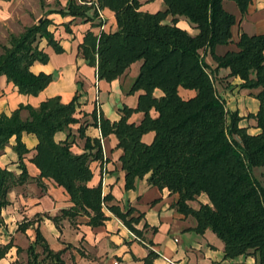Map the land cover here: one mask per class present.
<instances>
[{
  "label": "trees",
  "instance_id": "obj_1",
  "mask_svg": "<svg viewBox=\"0 0 264 264\" xmlns=\"http://www.w3.org/2000/svg\"><path fill=\"white\" fill-rule=\"evenodd\" d=\"M161 1L162 9L147 12L139 10V0H96V5L65 0L64 6L49 8L45 15L54 12L89 21L96 16L97 8L113 13V31L99 30L93 34L87 30L78 45L81 57L95 67L98 79L109 82L131 63L140 62L128 89L140 91L135 106H121L116 121L110 122L101 114L93 120L101 136L114 135L115 146L121 150L118 160L124 172L123 189H131L135 178L147 174V185L159 190L166 188L175 195L171 206L182 216L194 219L195 225L190 228L193 232L202 234L208 230L222 242L223 258L250 255L255 264H264V35L241 32L235 42L236 50L216 55L215 45L229 43L235 22L234 15L223 8V0ZM231 1L240 14L249 3ZM167 16L168 22L164 21ZM179 16L196 33L176 26ZM49 23L48 18L40 17L18 34L9 33L6 43L0 45V76L20 94L35 96L53 80L51 73H33L29 69L33 62H47V54L38 48L40 39L55 52L61 51L47 29ZM206 53L215 62L213 68L204 61ZM220 68L228 70L220 81L238 77V87L258 100L256 112L244 116L253 121L258 132L248 133L246 127L238 125L242 117L225 109L215 87V71ZM154 89H159L161 95L154 96ZM181 89L192 91V95L182 97ZM76 99V92L66 103L54 95L36 107L19 104L8 115L0 113V151L13 137L10 149L16 155L19 170L15 173L0 167V211L9 204L8 192L12 187L29 179L43 187L41 179H51L70 202L57 214H42L57 229L61 219L76 216H85L84 223L89 227L100 226L107 219L102 211L104 206L130 232L141 237V230L134 227L141 213L135 214L132 207L120 209L118 205L106 204L112 195L101 194L100 181L95 186L87 185L92 176L89 164L101 160V146L99 139L85 136V126L79 124L76 132L83 139L81 151H71L74 141L70 125L78 122L74 116ZM22 110L25 117L20 115ZM150 110L155 112L154 116ZM133 112L142 113L137 123L128 121ZM59 131L65 137L55 141L53 135ZM147 132H152V138L144 143L141 136ZM22 133L36 139L28 159L38 170L33 177L24 165L29 149L21 141ZM254 168L259 169L263 183L253 176ZM200 194L206 196L207 202L197 200ZM191 201L197 205L192 206ZM40 221L36 218L18 224L16 229L21 232L32 223L36 226L33 239L23 250L14 246L16 253L24 251L23 264H65L61 255L70 245L51 249L39 229ZM151 230L154 232L155 228ZM12 246L10 240L1 245L0 258ZM155 256L147 250L142 264H152Z\"/></svg>",
  "mask_w": 264,
  "mask_h": 264
},
{
  "label": "crops",
  "instance_id": "obj_2",
  "mask_svg": "<svg viewBox=\"0 0 264 264\" xmlns=\"http://www.w3.org/2000/svg\"><path fill=\"white\" fill-rule=\"evenodd\" d=\"M19 1L0 0V26L9 29L5 37L9 33L18 34L24 26H28L33 21L35 22L40 17L45 16L50 20L47 29L57 40L61 51L55 52L49 45H46L44 39L39 40L38 48L47 54V62H33L29 69L33 73L40 71L51 73L53 80L35 96L18 93L16 88L10 82H7L3 75L0 76V113L8 115L19 104L36 107L40 101L54 95L59 97L60 102L66 103L76 92L74 116L78 119V122L70 125L74 141L71 151L73 153L81 151L83 139L77 137L76 128L79 124H82L85 126V136L99 139L102 154L100 161H92L89 164L92 176L87 185L95 186L100 181L101 194L110 193L112 195V199L105 202L106 204L118 205L120 209L132 207L135 209V214L141 213L138 222L134 224L135 228L141 230V237L130 232L104 206L102 211L107 219L102 225L96 227L87 226L84 223L86 221L84 217L83 221L79 222L77 220L79 223L75 226L68 224V222L63 223L60 227L61 232H59L49 219L43 217V220L39 223V229L49 247L58 250L63 247L59 241L75 243L77 240H82L86 249L83 252L85 256L76 255L73 252V263L71 264H142L141 259L145 256L147 250H152L156 255L152 260V264H255L253 257L250 255L223 258L222 242L208 230H205L202 234L193 232L190 228L195 225L194 219L191 216H182L171 206L175 195L169 194L166 188L159 190L154 186L147 185V174L141 178H135L131 189H123L124 172L120 169L118 160L121 150L115 146L116 139L114 135L101 136L93 120L96 121L99 114H101L110 122L116 121L120 116L119 109L121 106H135L140 91L128 92V89L137 73L140 62L132 63L122 75L107 82L96 77L95 67L86 64L78 48L83 34L87 30L96 34L99 29L113 31L116 28L113 13L107 8H102L100 12L104 17L100 23L97 18L83 21L79 18L61 16L54 12L45 15V11L49 8L57 9L64 6L65 0H45L42 5L43 8H37L36 10L33 8L23 9ZM51 2L53 4L48 5ZM154 4H157V7ZM222 6L234 15L235 22L230 29L231 38L229 43L215 45L214 53L216 55H222L228 50H236L235 42L241 32L247 35H264V0H249L243 14L239 13L236 5L231 0H223ZM162 8L161 0H149L143 2L139 7L140 10L147 12H154ZM24 16L30 22L26 23L25 19H20ZM32 17H34L33 20ZM19 22H21V26L18 24ZM7 23L17 25L19 30L13 31V28ZM97 23L100 26L99 24L94 25ZM176 25L190 34L196 33V29L189 25L183 17L178 19ZM2 43L5 44V40ZM204 61L210 67H214L208 53L204 54ZM227 71L224 68L215 71L216 90L224 102L225 109L229 112L236 111L237 115L242 117L238 125L246 127V131L250 134L256 133L258 128L254 127L251 119L244 116L247 113L256 112L258 100L249 94L247 90L238 87L241 82L238 77L220 81L219 78L224 76ZM153 95L157 97L161 95V91L154 89ZM191 95L192 91L181 89L182 97L186 98ZM93 113L94 117H92ZM20 115L25 117L26 112L22 110ZM150 115L154 116L155 112L150 110ZM141 117V112H133L128 117V121L137 123ZM64 137L65 133L62 131L53 135L55 141L63 140ZM151 138L152 132H147L141 136V141L148 143ZM21 141L29 149L23 160L26 171L30 177L36 176L38 170L28 161L33 154L36 139L32 134L22 133ZM13 143L14 138L11 137L9 145L0 151V167H6L18 173L16 155L10 149ZM41 182L43 187L38 186L34 180L29 179L28 182L19 185L25 191V193L23 191L24 197L19 196L15 202H12V199L8 197L9 204L0 211L5 224L15 216L25 217V219L23 218L24 221L34 214L54 215L60 208L70 205L62 188L56 186L51 179L42 178ZM197 200L202 203L207 202L204 194H200ZM189 203L192 205L193 201ZM15 207L19 209L15 211ZM143 224H146V228H142ZM152 227L155 228L154 232L151 230ZM16 228H13V230H17ZM24 232L29 236V240L33 238V232L30 228H26L21 233ZM62 237H66L68 240H62ZM87 250L90 251L89 257L86 256Z\"/></svg>",
  "mask_w": 264,
  "mask_h": 264
},
{
  "label": "rangeland",
  "instance_id": "obj_3",
  "mask_svg": "<svg viewBox=\"0 0 264 264\" xmlns=\"http://www.w3.org/2000/svg\"><path fill=\"white\" fill-rule=\"evenodd\" d=\"M76 3L78 4H86V5H89V4H93V5H96V0H75ZM141 2V4L143 2H147L149 0H139ZM41 3H45V0H20L19 1V4L22 6L23 9H26V10H29L31 8L33 9H39V8H43V6H41ZM18 4V5H19ZM53 2L49 3L48 5H52ZM155 6L157 4H154ZM141 6V5H140ZM139 6V7H140ZM162 6V5H161ZM157 7V6H156ZM140 10V9H139ZM103 14L100 12V9L97 8L96 10V16L93 17V19H98L99 23L101 21V19H103ZM25 19L26 20V23L30 22V20L26 19V16L24 17H20V19ZM181 18V16L177 17V21L178 19ZM34 19V17H32V20ZM170 19V16H167L165 18L164 21L168 22ZM31 20V21H32ZM176 21V23H177ZM34 22V21H33ZM32 22V23H33ZM98 23V24H99ZM10 27L13 28V31H17L19 30L18 26L15 25V24H10V23H7ZM20 26H21V22L18 23ZM100 26V24H99ZM177 26V25H176ZM100 28V27H99ZM101 30V29H99ZM9 32V29L6 28L5 26H0V45H2L3 41L5 40V42L7 41V37L6 36V33ZM98 32V31H97ZM4 35V36H3ZM1 47H0V53H1ZM212 60V59H211ZM136 62V61H135ZM134 63V62H133ZM132 64V63H131ZM130 64V65H131ZM212 64L215 65V62L212 60ZM129 65V66H130ZM128 66V67H129ZM127 67V68H128ZM126 68V69H127ZM126 69L122 72V74L126 71ZM121 74V75H122ZM11 163V162H10ZM259 169L257 168H254L253 171H252V174L254 177H256L260 183H263L262 182V179L261 177L259 176ZM23 187H19L18 186H14L12 187V189L8 192V197H10L12 199V202H15L16 198H19L20 197H24V194H23ZM25 193V191H24ZM12 205V204H10ZM193 206H196V202L193 201L192 203ZM15 211H17L19 208L18 207H15L14 208ZM58 213V211H57ZM56 213V214H57ZM0 217L2 219V224L0 225V246L3 245L4 243H6V241H9L11 242V244L13 245L12 247L9 248V250H7V252L4 254L3 258L0 259V264H23L25 262V253L24 251H20L19 253H16L15 251V247L14 246H18L20 247L22 250L26 247V245L33 239L31 238L29 240V236L26 235V233H21L17 230H13V228H16V226H18V222H25L26 220L23 221V218L25 219V217L23 218H20L19 216H15L13 219H11L8 223H4L3 222V217L0 213ZM84 217L85 216H76L75 218L73 219H67V218H63L61 219L59 222H58V225L59 227H62V224L63 223H66L68 222V224L72 225V226H75V224L79 223L80 221H83L84 220ZM36 218H41V220H43V217H42V214H34L33 216H31L30 218H28V222L29 221H34ZM86 218V217H85ZM65 220V221H64ZM79 220V222L77 221ZM51 221V220H50ZM34 224L35 223H32V225L30 227H27V228H30V230H32L33 232V227H34ZM55 227V226H54ZM56 228V227H55ZM57 229V228H56ZM57 231L61 232V228L57 229ZM31 232V233H32ZM62 240H68V238L66 237H62ZM61 243L62 246L66 245V244H69L70 247L69 249H67L62 255L61 257L63 258L65 264H71L73 263L72 259L70 256H72V253L74 252L76 255H81L79 253H82V256H85V254L83 253L84 251H86L85 249V246L83 244V241L82 240H77L75 243L74 242H69V241H59ZM78 253V254H77ZM86 256H90V251L87 250V254ZM73 258V256H72Z\"/></svg>",
  "mask_w": 264,
  "mask_h": 264
},
{
  "label": "built area",
  "instance_id": "obj_4",
  "mask_svg": "<svg viewBox=\"0 0 264 264\" xmlns=\"http://www.w3.org/2000/svg\"><path fill=\"white\" fill-rule=\"evenodd\" d=\"M113 264H115V263H113Z\"/></svg>",
  "mask_w": 264,
  "mask_h": 264
},
{
  "label": "water",
  "instance_id": "obj_5",
  "mask_svg": "<svg viewBox=\"0 0 264 264\" xmlns=\"http://www.w3.org/2000/svg\"><path fill=\"white\" fill-rule=\"evenodd\" d=\"M37 20H39V19H37Z\"/></svg>",
  "mask_w": 264,
  "mask_h": 264
}]
</instances>
